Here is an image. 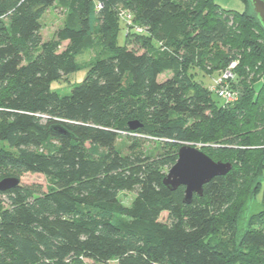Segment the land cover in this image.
Returning <instances> with one entry per match:
<instances>
[{
    "label": "trees",
    "instance_id": "obj_1",
    "mask_svg": "<svg viewBox=\"0 0 264 264\" xmlns=\"http://www.w3.org/2000/svg\"><path fill=\"white\" fill-rule=\"evenodd\" d=\"M55 2L66 18L43 41L40 19ZM244 2L0 0V179L47 180L0 191V264H264V30ZM102 47L69 94L50 89ZM233 61L240 97L222 105L194 70ZM183 143L232 164L188 204L183 186L163 184ZM120 191L135 193L128 206Z\"/></svg>",
    "mask_w": 264,
    "mask_h": 264
},
{
    "label": "rangeland",
    "instance_id": "obj_2",
    "mask_svg": "<svg viewBox=\"0 0 264 264\" xmlns=\"http://www.w3.org/2000/svg\"><path fill=\"white\" fill-rule=\"evenodd\" d=\"M214 1L223 9H230L235 11H243L246 9V3L244 2V0H214ZM66 14H67L66 8L61 6L59 2H55L53 5H51L45 10V12L43 13L40 19V23H41L40 35L43 41L52 38L54 32L58 28L62 27V25L64 24V20L66 18ZM94 41H97L96 37ZM66 43L67 42H63L60 46V49L64 48ZM117 44L119 46H123L125 44V29L121 23L117 35ZM107 54L108 51L103 47L99 48L98 50H92V49L85 50L76 57L78 69L67 75H62L58 80L52 81L50 83V89L57 92L59 95L69 94L72 87L78 84L84 78L87 71V66L91 64L96 58L98 57L102 58ZM223 70L224 69L213 70L211 72L212 74L208 75L205 74L202 70L196 69L194 70L196 72L195 78L198 81H202L205 86L210 87L213 82L212 77L214 75L223 72ZM233 72H234V68H233ZM170 76H171V72L166 71L158 76V80L163 81ZM263 80H264V74L262 76L261 82ZM261 82L257 83L256 86H259ZM213 97L218 102H221L219 98H216L215 96ZM127 143H128V139L126 138V135L121 134L119 139H117L116 141V146L123 153L126 151ZM189 144H193L195 147L201 150L199 144H195V143H189ZM1 148L9 149V146L4 142H0V149ZM157 149H159V144L156 139H148V141H146L144 144V150L148 154H155L157 152ZM32 183L40 184L42 188L45 189L47 180L43 175L37 173H23L20 176V184H32ZM134 196L135 193L133 191H120L118 194L119 201L124 206H128L131 203ZM260 198H261V194L259 193L257 195V199L259 200ZM166 219H167V213L166 212L161 213L160 220L166 221ZM108 264H116V262L115 260H112Z\"/></svg>",
    "mask_w": 264,
    "mask_h": 264
},
{
    "label": "water",
    "instance_id": "obj_3",
    "mask_svg": "<svg viewBox=\"0 0 264 264\" xmlns=\"http://www.w3.org/2000/svg\"><path fill=\"white\" fill-rule=\"evenodd\" d=\"M250 9L264 30V0H247ZM140 126L136 121L130 123V129ZM60 133L65 130L59 128ZM229 162L215 161L193 144L183 143L177 151L175 163L163 177V184L169 190L184 187L183 202L188 204L193 195L202 196L203 185L216 176L226 175L231 170ZM20 179L15 176L0 179V191H6L18 185Z\"/></svg>",
    "mask_w": 264,
    "mask_h": 264
},
{
    "label": "built area",
    "instance_id": "obj_4",
    "mask_svg": "<svg viewBox=\"0 0 264 264\" xmlns=\"http://www.w3.org/2000/svg\"><path fill=\"white\" fill-rule=\"evenodd\" d=\"M118 15L122 21L128 26H132L137 32H142L143 28L133 25L131 15L127 11H119ZM236 62H230L223 72L214 75L212 77V85L209 88L210 91L215 93L221 100L222 105H230L235 103L239 97V91L231 87V82L235 79L233 68Z\"/></svg>",
    "mask_w": 264,
    "mask_h": 264
}]
</instances>
